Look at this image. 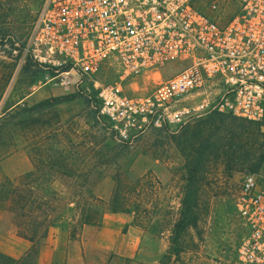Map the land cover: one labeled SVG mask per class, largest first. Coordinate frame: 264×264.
I'll list each match as a JSON object with an SVG mask.
<instances>
[{
  "label": "rangeland",
  "instance_id": "obj_1",
  "mask_svg": "<svg viewBox=\"0 0 264 264\" xmlns=\"http://www.w3.org/2000/svg\"><path fill=\"white\" fill-rule=\"evenodd\" d=\"M42 1L0 0V185L21 190L22 220L33 227L59 217L46 237L59 234L62 247L80 251L85 264H244L235 199L246 173H263L264 126L190 111L177 127L116 141L90 108L93 95L41 87L37 68L23 56ZM220 2L226 14L238 11L239 0ZM113 79L109 73L106 80ZM195 101L187 99V109ZM1 196L0 233L18 232L12 197ZM114 196L128 211L112 208ZM188 197L201 215L178 235ZM40 202L46 207L35 209ZM43 241L35 239L23 264Z\"/></svg>",
  "mask_w": 264,
  "mask_h": 264
},
{
  "label": "built area",
  "instance_id": "obj_2",
  "mask_svg": "<svg viewBox=\"0 0 264 264\" xmlns=\"http://www.w3.org/2000/svg\"><path fill=\"white\" fill-rule=\"evenodd\" d=\"M238 5L229 15L220 0H43L22 53L41 87L93 95L90 108L121 143L190 111L264 126V0ZM235 210L239 260L264 264V158L263 173L244 175Z\"/></svg>",
  "mask_w": 264,
  "mask_h": 264
},
{
  "label": "trees",
  "instance_id": "obj_3",
  "mask_svg": "<svg viewBox=\"0 0 264 264\" xmlns=\"http://www.w3.org/2000/svg\"><path fill=\"white\" fill-rule=\"evenodd\" d=\"M28 62H31V60L29 59ZM250 123H252V122H250ZM259 125H261V124H259ZM252 173H255V172H252ZM33 175H34V173L26 174V176H28V177L33 176ZM20 192H21V190L19 189V187L14 186L9 181H6V183H2L0 185V193L2 194L1 197L4 199L12 197V203H11V205H9V208H10V211L13 212L14 215L16 216V219H19L18 223H17L18 233H20V235H22L23 237H25L26 239H28L30 242H32L34 244L35 239L38 236H40L41 238H45L47 233H48L49 227L54 226L57 223H59L60 218L56 217L53 219V218H51V216H46V218H44L42 221L38 222L35 225H32L33 227H30V225L28 223H26L22 220L23 218L26 217L27 211H25V206L20 204V198H21ZM191 195L192 196H190V197H196V194H194V193H192ZM190 197H188V201L185 202V208H184V212L182 213V218L176 223L178 235L181 234L183 231H185L188 227H196L198 225V220L200 218L201 213H199L197 211L196 202L193 199L189 200ZM115 198L116 197L114 196L113 201H112V208L114 210H121L122 209V210L128 211L129 208H123L121 206L115 205ZM41 207L45 208L46 203L45 202L38 203V205L35 207V209L41 210L42 209ZM225 218L228 221V223L232 222L231 217L228 214H226V212H225ZM45 224H47V226H45V230L43 232H40V227L45 225ZM237 248H238V246H237ZM36 251H37L36 249L33 250L32 261L30 263H27V264H36ZM28 257H29V255L25 256L24 258L22 257L20 259H14V258H10V257L0 253V264H23V262ZM161 264H166V261L162 260Z\"/></svg>",
  "mask_w": 264,
  "mask_h": 264
},
{
  "label": "crops",
  "instance_id": "obj_4",
  "mask_svg": "<svg viewBox=\"0 0 264 264\" xmlns=\"http://www.w3.org/2000/svg\"><path fill=\"white\" fill-rule=\"evenodd\" d=\"M43 239L44 241L37 247L36 264H85L80 251L71 254L69 249L66 251L62 247V240L59 234L56 236L48 234ZM4 242L6 245L1 244ZM32 245V242L19 235L13 227L7 228L5 232L0 233V252L2 253L13 257H22L28 254Z\"/></svg>",
  "mask_w": 264,
  "mask_h": 264
}]
</instances>
